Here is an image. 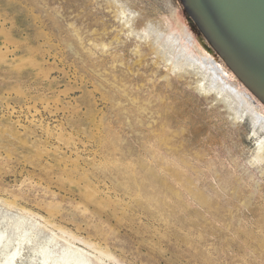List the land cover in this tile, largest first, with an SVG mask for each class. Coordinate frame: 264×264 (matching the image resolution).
I'll use <instances>...</instances> for the list:
<instances>
[{
    "label": "rangeland",
    "instance_id": "obj_1",
    "mask_svg": "<svg viewBox=\"0 0 264 264\" xmlns=\"http://www.w3.org/2000/svg\"><path fill=\"white\" fill-rule=\"evenodd\" d=\"M125 1L184 27L264 116L184 0ZM119 27L112 0H0V222L31 217L112 264H264V133Z\"/></svg>",
    "mask_w": 264,
    "mask_h": 264
},
{
    "label": "bare ground",
    "instance_id": "obj_2",
    "mask_svg": "<svg viewBox=\"0 0 264 264\" xmlns=\"http://www.w3.org/2000/svg\"><path fill=\"white\" fill-rule=\"evenodd\" d=\"M112 1L114 15L120 26L116 41L121 42L118 36L124 34L126 36L124 41H136L135 54L138 53L140 59L144 56L143 49L155 56L157 59L154 61L155 64L162 61L169 72H175L177 75L185 73L188 76L192 71L193 74L196 73V77L200 75L201 80L198 81V85L196 83L200 91L205 94L215 92L218 98L226 101V106L230 108L228 110H231L237 119L250 118L254 125V135L260 136L261 132L264 133V116L260 115L258 107L254 106L244 93L235 89V84L232 85L226 80L221 68L208 58L195 55L193 43L187 38L184 27L181 31L175 30L172 22L168 20L141 21L139 18L141 14L136 16L137 11L131 9L127 1ZM260 141L256 157L264 159V138ZM3 218L5 220L0 222V264H19V260L21 264H112L113 262L114 258L105 251L89 243L86 244L91 250L80 248L71 241L72 238H68L64 233L59 234L50 230L48 224H42L31 217L5 213Z\"/></svg>",
    "mask_w": 264,
    "mask_h": 264
},
{
    "label": "water",
    "instance_id": "obj_3",
    "mask_svg": "<svg viewBox=\"0 0 264 264\" xmlns=\"http://www.w3.org/2000/svg\"><path fill=\"white\" fill-rule=\"evenodd\" d=\"M205 37L264 102V0H184Z\"/></svg>",
    "mask_w": 264,
    "mask_h": 264
}]
</instances>
